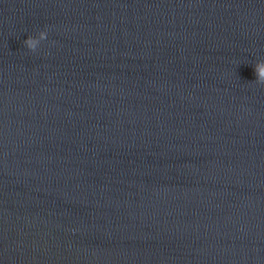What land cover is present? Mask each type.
Returning a JSON list of instances; mask_svg holds the SVG:
<instances>
[{
	"label": "water",
	"instance_id": "water-1",
	"mask_svg": "<svg viewBox=\"0 0 264 264\" xmlns=\"http://www.w3.org/2000/svg\"><path fill=\"white\" fill-rule=\"evenodd\" d=\"M261 61L264 0H0V264H264Z\"/></svg>",
	"mask_w": 264,
	"mask_h": 264
},
{
	"label": "clouds",
	"instance_id": "clouds-1",
	"mask_svg": "<svg viewBox=\"0 0 264 264\" xmlns=\"http://www.w3.org/2000/svg\"><path fill=\"white\" fill-rule=\"evenodd\" d=\"M48 38V33L46 30H41L35 35H28L24 40V45L30 51H36L38 46L42 41H45ZM257 79L260 82H264V61L259 62L256 66Z\"/></svg>",
	"mask_w": 264,
	"mask_h": 264
}]
</instances>
